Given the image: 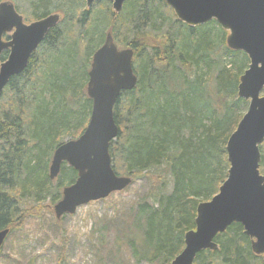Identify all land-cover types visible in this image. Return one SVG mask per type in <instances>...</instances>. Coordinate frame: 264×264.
I'll return each mask as SVG.
<instances>
[{
	"label": "trees",
	"instance_id": "1",
	"mask_svg": "<svg viewBox=\"0 0 264 264\" xmlns=\"http://www.w3.org/2000/svg\"><path fill=\"white\" fill-rule=\"evenodd\" d=\"M80 4L34 5L32 18L51 7L60 20L0 95L7 103L0 106V230L9 229L7 239L28 215L51 212L76 180L66 162L50 179L49 165L55 148L87 125L88 71L110 32L118 47L133 50L137 76L114 104L119 130L109 144L112 167L133 181L147 176L150 184L124 215L116 245H127L137 263L169 264L184 247V233L195 228L198 203L226 179V143L248 105L237 86L249 59L227 46V31L215 20L187 25L164 0H125L118 13L108 0ZM259 147L264 175V142ZM214 241L218 248L199 251L192 264H264L238 222Z\"/></svg>",
	"mask_w": 264,
	"mask_h": 264
},
{
	"label": "water",
	"instance_id": "2",
	"mask_svg": "<svg viewBox=\"0 0 264 264\" xmlns=\"http://www.w3.org/2000/svg\"><path fill=\"white\" fill-rule=\"evenodd\" d=\"M84 1L90 7L100 0ZM108 1L118 13L125 0ZM164 1L187 25L215 20L227 31V46L244 52L249 59L237 86L238 96L248 105L226 143V179L215 195L198 203L195 228L184 233V247L169 264H192L199 251L216 250L214 237L234 222L242 225L253 253L264 254V175L260 172L259 147L264 142V0ZM59 20L60 15L53 13L26 24L12 3L0 2V55L9 50L7 58L0 61V95L10 78L26 68L32 53ZM5 32H12L9 41L2 40ZM132 59L133 50L119 48L110 32L92 55L86 87L92 101L89 120L77 138L55 148L49 165L50 179L58 175L63 162L77 171L76 180L62 189L60 200L53 206L57 219L131 184V177L114 171L109 144L119 130L114 104L122 91L133 89L137 83ZM8 233V228L0 230V247Z\"/></svg>",
	"mask_w": 264,
	"mask_h": 264
},
{
	"label": "rangeland",
	"instance_id": "3",
	"mask_svg": "<svg viewBox=\"0 0 264 264\" xmlns=\"http://www.w3.org/2000/svg\"><path fill=\"white\" fill-rule=\"evenodd\" d=\"M9 1L16 5L24 19L30 20L39 0ZM50 1L54 5L63 0ZM49 10L59 13L51 7ZM6 104L5 100L0 101V106ZM149 189L148 178L144 176L132 180L121 191L83 204L74 213L59 219L55 217L54 205L51 212L48 209L39 215H28L0 247V264H159L137 263L127 245H116L124 229L121 226L124 215L134 212L136 204L146 197ZM48 201L46 199L44 204Z\"/></svg>",
	"mask_w": 264,
	"mask_h": 264
},
{
	"label": "flooded vegetation",
	"instance_id": "4",
	"mask_svg": "<svg viewBox=\"0 0 264 264\" xmlns=\"http://www.w3.org/2000/svg\"><path fill=\"white\" fill-rule=\"evenodd\" d=\"M2 1H8V2H10L9 0H1L0 2H2ZM84 1V0H83ZM10 3H12V2H10ZM84 3H85V1H84ZM14 5V7H15V10L19 13V10L17 9V7H16V5L15 4H13ZM85 6L87 7V5L85 4ZM60 13V12H59ZM59 13H57V14H59ZM20 15H21V13H19ZM49 14H53L52 12H49L48 14H46L45 16H47V15H49ZM60 15V14H59ZM45 16H43V17H40V18H33V19H30V20H27V19H24L23 18V21H24V23H26V24H30L31 22H34V21H37V20H39V19H42V18H44ZM23 17V16H22ZM60 17H61V15H60ZM58 24V23H57ZM57 24L55 25V26H57ZM54 26V27H55ZM54 27H52V28H50L49 30H48V32L51 30V29H53ZM13 32V31H12ZM12 32H5V33H3V35H2V40L3 41H9L10 39H11V34H12ZM48 32H47V34H48ZM46 34V35H47ZM46 35H45V37H46ZM45 37H44V39H45ZM44 39L40 42V44L38 45V47H37V49L32 53V55L33 54H35L37 51H38V49H40V47H41V44L43 43V41H44ZM103 44V43H102ZM101 44V45H102ZM100 45V46H101ZM117 45V44H116ZM99 46V47H100ZM118 46V45H117ZM120 48V47H119ZM7 53L6 54V57H5V59L7 58V56H8V54H9V50L8 49H6V50H3L2 51V53H1V55H0V61L2 62V61H4V60H1V56L3 55V53ZM32 55H31V57H32ZM30 57V58H31ZM30 60V59H29ZM92 61V60H91ZM29 62V61H28ZM90 66H91V64H90Z\"/></svg>",
	"mask_w": 264,
	"mask_h": 264
}]
</instances>
